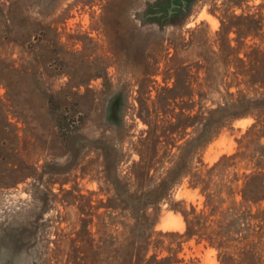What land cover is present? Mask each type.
Listing matches in <instances>:
<instances>
[{
    "label": "rangeland",
    "instance_id": "rangeland-1",
    "mask_svg": "<svg viewBox=\"0 0 264 264\" xmlns=\"http://www.w3.org/2000/svg\"><path fill=\"white\" fill-rule=\"evenodd\" d=\"M159 2L169 5L0 0V264H72L70 252L88 254L91 239L112 237V249L123 242V217L108 229L96 217L110 196L100 146L113 147L118 175L127 178L147 136L140 114L163 126L159 136L179 112L171 104L157 116L153 106L161 88L174 86L176 70L179 90L195 93L192 115L222 104L227 91L264 107V0H171L174 23L148 15ZM222 24H233L227 39L238 56L221 54ZM256 121L255 114L233 121L195 162L210 167L237 155L222 164L220 185L230 180L239 190L264 146L258 128L248 132ZM199 122L172 135H185L177 144ZM191 206L203 209L204 198L184 179L160 204L147 258L170 248L179 261L173 264H220L204 242L159 236L183 234L180 212Z\"/></svg>",
    "mask_w": 264,
    "mask_h": 264
},
{
    "label": "trees",
    "instance_id": "trees-1",
    "mask_svg": "<svg viewBox=\"0 0 264 264\" xmlns=\"http://www.w3.org/2000/svg\"><path fill=\"white\" fill-rule=\"evenodd\" d=\"M171 3V0H167L169 5L164 8L159 7L160 4H165L163 2L153 5L151 9H154V13L148 15L157 16L162 22L167 20L174 23L173 16L176 15L177 6ZM233 28V24H222L218 33L219 50L224 56H238L237 50L227 39ZM250 32L246 28L244 35ZM178 86L176 70L174 86L161 88L153 103L157 116L171 104L179 110L176 114L171 112V120L166 123V135L164 132L158 136L156 130L163 126H158V122L147 121V116L140 114L141 119L148 125L147 136L139 141V161L132 163L127 178H120L118 175L117 166L121 159L118 154L112 153L113 147L100 146L104 160V179L109 186L110 196L104 203L105 212L96 217L106 218L105 229L116 225V220L123 217L125 222L121 225L125 238L114 249L112 247L115 243L110 241L114 240L112 237L106 236L97 242L91 239L88 254L79 252V247L70 252L72 264H118V261L119 264L179 262L170 248L165 249L167 255L164 257L152 254L147 258V254L160 204L169 198L172 190L184 179H188L190 188L199 190L204 198V207L197 211L191 206L188 211L180 212L185 223L183 234L166 232L159 233V236H177L185 241L195 239L197 243L204 242L207 247L217 252L220 264H264V206L261 207L264 201V146L260 147L261 153L254 159V171L242 176L243 183L239 190L233 189V181L230 180L227 181L230 185H220L224 175L221 171L222 164L234 160L237 155L223 156L210 167L201 160L195 162L197 151L240 118L255 114L257 121L248 132L258 128L257 132L263 137L264 107L257 106L252 99L243 95L236 96L227 91L222 104L214 108H202L199 115H192L195 93L189 88L179 90ZM197 118L200 121L198 132L177 144L185 135L178 139L172 135L178 130L186 131L194 127ZM162 149L163 153L159 155ZM173 149L176 153L170 154ZM224 191L226 196L222 197ZM236 195H240L239 201L235 200ZM227 203V207L221 210ZM127 221H131V224Z\"/></svg>",
    "mask_w": 264,
    "mask_h": 264
}]
</instances>
